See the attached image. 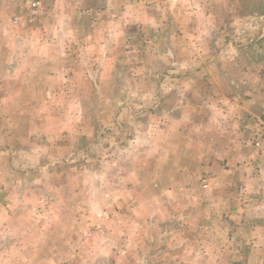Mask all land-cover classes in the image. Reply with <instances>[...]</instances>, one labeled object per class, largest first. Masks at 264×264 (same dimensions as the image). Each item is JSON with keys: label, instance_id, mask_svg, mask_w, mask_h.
<instances>
[{"label": "rangeland", "instance_id": "374dc122", "mask_svg": "<svg viewBox=\"0 0 264 264\" xmlns=\"http://www.w3.org/2000/svg\"><path fill=\"white\" fill-rule=\"evenodd\" d=\"M28 1L0 0V264H264V0Z\"/></svg>", "mask_w": 264, "mask_h": 264}, {"label": "built area", "instance_id": "2783aa9c", "mask_svg": "<svg viewBox=\"0 0 264 264\" xmlns=\"http://www.w3.org/2000/svg\"><path fill=\"white\" fill-rule=\"evenodd\" d=\"M27 5L29 7V10H30V14L32 16H35L38 14V12L40 10H42V7H41V2L38 1V0H30L27 2ZM19 16H15L14 20L16 21L18 19ZM259 141H256V145H259ZM203 180V186H206V179H202Z\"/></svg>", "mask_w": 264, "mask_h": 264}]
</instances>
